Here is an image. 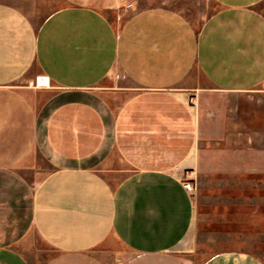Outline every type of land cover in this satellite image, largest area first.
<instances>
[{
	"label": "crops",
	"instance_id": "crops-1",
	"mask_svg": "<svg viewBox=\"0 0 264 264\" xmlns=\"http://www.w3.org/2000/svg\"><path fill=\"white\" fill-rule=\"evenodd\" d=\"M212 1L0 0V264H264V0Z\"/></svg>",
	"mask_w": 264,
	"mask_h": 264
},
{
	"label": "rangeland",
	"instance_id": "rangeland-1",
	"mask_svg": "<svg viewBox=\"0 0 264 264\" xmlns=\"http://www.w3.org/2000/svg\"><path fill=\"white\" fill-rule=\"evenodd\" d=\"M139 6H146V5H164L167 7H170L172 9L178 10L181 12L184 16H186L190 21H192L194 24L200 23L208 14H210L215 8L216 5L212 0H138ZM260 8L264 11V1L262 4L259 5ZM36 76V75H35ZM34 76V77H35ZM197 82L200 84L205 85L206 81L201 77L198 76ZM26 85H31L30 82L26 81ZM50 85V84H49ZM226 143L220 142V146H225ZM210 153V152H209ZM212 153V152H211ZM242 151L238 150H219L217 153L214 152L212 155L208 154V159L215 158L218 159L219 164L217 166V169L222 171H228L232 170V166H228L229 161H233L235 164H237L242 158H243ZM249 157L252 161H255L257 165L252 166V175L250 180L249 189L251 192L252 197L255 195L256 198H258L254 203L258 209H260L256 213L255 216L252 214V230H251V249L256 254V256L261 257L264 259V174H260L259 172H256L258 169V162L261 160V162L264 163V149L262 150H251L249 152ZM234 168H237L234 167ZM194 181V180H193ZM193 184V192H196V189L200 192H209L211 189H232L231 186H234L235 189L242 188V186L245 184V188L247 183L241 182H234L232 183L230 181H222L221 184H218L216 182H194ZM258 200L260 202H258ZM199 208H202L201 203H198ZM204 211H203V217L204 221H210L211 219V210H210V203L207 205H203ZM260 206V207H259ZM202 210H200L201 212ZM258 225H260V228H263V230L258 229ZM205 228H209L208 226H205ZM236 236L235 240L236 242L241 241L242 238V231L236 230L235 231ZM260 242V243H259ZM243 248V246H240V249Z\"/></svg>",
	"mask_w": 264,
	"mask_h": 264
},
{
	"label": "built area",
	"instance_id": "built-area-1",
	"mask_svg": "<svg viewBox=\"0 0 264 264\" xmlns=\"http://www.w3.org/2000/svg\"><path fill=\"white\" fill-rule=\"evenodd\" d=\"M30 83L33 87L45 88L49 86V79L46 75L39 74L36 75ZM182 184L187 190H191L193 188V184L189 180L183 181Z\"/></svg>",
	"mask_w": 264,
	"mask_h": 264
}]
</instances>
